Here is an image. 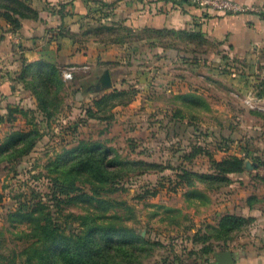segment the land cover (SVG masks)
<instances>
[{
  "label": "rangeland",
  "instance_id": "obj_1",
  "mask_svg": "<svg viewBox=\"0 0 264 264\" xmlns=\"http://www.w3.org/2000/svg\"><path fill=\"white\" fill-rule=\"evenodd\" d=\"M118 82L116 90L123 91L122 95L94 105L91 98L81 104L72 99L71 80L58 86L52 81L47 93L40 94L49 101L46 119L40 112H28L19 122L6 120L8 129L0 131V143L6 141V133L20 129L30 132L20 144L34 137V146L15 161L0 157V264L31 240L24 235L32 224L8 216L18 199L32 205L41 198L51 209H58L60 220L68 221V227L78 222L72 215H87L90 223L126 227L123 238L112 234L108 253L115 254L107 264H205V258L213 259L214 251L239 248L236 245L241 242L254 241L260 247L264 243V102L256 96L259 89L253 86L239 92L231 88L224 100L232 115L221 122L216 119L220 125L216 128H205L185 116L188 109L179 108L174 115L179 124L166 117L160 121L161 110L155 102L145 110L142 100L135 99L140 89L135 81H124L121 86ZM101 95L96 93L94 99ZM251 95L249 106L245 100ZM88 107L92 115L83 111ZM187 107L189 111L198 109ZM79 139L84 141L81 146L71 149ZM94 141L97 145L88 148ZM195 148L200 150L183 159ZM114 153L121 161L117 169L110 170L107 182L98 180L90 166L74 165ZM234 155L243 159L242 170L228 173L226 181L190 176L193 186L185 185L183 169L198 175L216 173L213 161ZM178 179L184 184H177ZM72 182L70 195L74 198L55 206L52 195L65 198L60 186ZM232 205L238 208L236 215L246 219L235 226L230 223L232 228L226 234L221 231L224 245H215L211 238L206 242V236L218 235L217 230L193 235L191 228L215 224L218 217L213 212L220 207L230 213ZM245 205L257 206L260 216L243 214ZM208 218L213 222H207ZM192 236L197 243L190 244ZM207 247L214 251L208 253Z\"/></svg>",
  "mask_w": 264,
  "mask_h": 264
},
{
  "label": "crops",
  "instance_id": "obj_2",
  "mask_svg": "<svg viewBox=\"0 0 264 264\" xmlns=\"http://www.w3.org/2000/svg\"><path fill=\"white\" fill-rule=\"evenodd\" d=\"M23 1L36 11L35 18H21L20 27L13 30L0 16V131L8 129L9 108L36 105L23 81L40 78L48 67L56 68L65 81L60 68L69 64L86 66L73 72L75 102L117 89L116 81L120 86L135 81L140 88L135 99L142 100L145 110L155 102L160 121L166 117L172 124H179L174 115L180 108L188 109L185 116L205 128H216V119L221 122L232 115L224 100L231 88L246 92L255 86L264 102V14L220 13L187 0ZM234 1L264 4V0ZM122 29L128 34L119 32ZM121 35L125 36L116 39ZM105 70L110 86L94 90ZM188 105L198 109L189 111ZM12 115L19 122L22 113ZM231 209L230 213L238 210L235 205ZM217 210L216 218L227 212ZM242 212L260 216L257 206L245 205ZM188 241L193 244L191 238ZM214 244L221 243L214 240ZM236 246L229 248L235 264H264V243Z\"/></svg>",
  "mask_w": 264,
  "mask_h": 264
},
{
  "label": "trees",
  "instance_id": "obj_3",
  "mask_svg": "<svg viewBox=\"0 0 264 264\" xmlns=\"http://www.w3.org/2000/svg\"><path fill=\"white\" fill-rule=\"evenodd\" d=\"M0 16L13 30H16L20 27L21 18H35L37 13L23 0H0ZM125 29L119 30V32L123 31L124 34H126ZM123 36L125 35H121L116 39L122 38ZM52 81H56L57 83L55 84H57V86L61 83L63 84V81L58 74V70L54 67H48L47 72L38 79L34 78L33 81H23L26 86L30 87L32 90L39 107L36 104L34 108L19 109L17 106L9 108L5 120L12 121L15 118L12 115V112L18 110H20L22 115L28 112H33L35 115L37 112H40V116L46 119L47 116H49V113H47L49 101H47L45 97H40V94L43 92L47 93ZM120 91L121 90L113 89L106 93H102L100 98H93L91 104L97 105L99 102L103 101V99L114 96L117 97L120 93L122 95L123 91ZM256 95L261 96V93L257 91ZM183 96H185V94L180 95V97ZM37 109H40V111H37ZM83 111H86L89 115L93 114L90 107L85 110L83 109ZM2 119L3 118L0 116V121ZM28 133L30 132L20 129H14L7 133L6 141L0 143V157H9L8 161H15L19 156L28 154L34 146V137L29 139L26 143L20 144ZM82 142L84 141L79 139L78 145L71 147V149L75 150L80 147L81 145L79 144ZM95 145H97L96 141L91 143L88 148ZM198 150L200 149L195 148L193 152L184 154L183 159H189V157ZM91 154L92 156H95V154ZM106 156L108 157L107 160L105 159ZM98 157L99 158L96 161L91 162L89 160H84V162L80 161L74 165L84 168L87 165L90 166L92 171H94L93 175L98 180L100 179L102 182H107L110 178V170L117 169V165L121 160L118 159L117 153H114L113 155L104 154L103 156ZM242 161V158L235 155L232 157H224L221 160L213 161L216 173H205L203 175H198L193 171L183 169L182 172L187 177L185 185L188 187L193 186V181L190 179V176H200L203 179L226 181V175L228 173L240 172L242 170ZM109 166H114V168L108 169L107 167ZM176 176L181 178L182 175H179L177 172ZM177 184L184 183L178 179ZM72 190L73 182L67 183L64 186L61 185L59 192L64 194L65 198L52 195V198L54 199L53 204L58 206L59 202H66L73 199V196L75 195H70ZM17 201L18 205L8 213V216L18 217L20 221H28L32 224L31 230L25 232L24 235L31 240L27 246L23 247L18 253H13L9 257H6L8 261L5 264H107L108 259H112L109 256H114L115 254L111 251L108 253V249H111V242L113 241L112 234L117 233L119 237L123 238L125 231L127 230L126 227L115 226L113 224L100 225L90 223L89 216L87 215H72L71 217L77 219L78 222L76 225L72 224L68 227V221L60 220L58 209H51V207L46 204V201H43L41 198L34 201L32 205H28L27 201H21L20 199ZM245 219V217L234 213H224L221 217H218L215 224L205 223L202 227L197 229L193 235H195V233L205 234L204 232L217 230L218 235L214 238L210 237V235L206 236V242L211 238L220 241L221 244L215 245L221 247V245L225 244V242H221L220 240L219 234L221 231L226 234L231 230V225L235 226L241 224ZM230 223L231 225H229ZM191 239L193 244L197 243L195 237L192 236ZM206 251L212 253L214 249L207 247ZM125 253L128 252L125 251ZM20 256H23V259H21ZM17 257L19 261L17 260ZM204 262L205 264H209L208 258H205Z\"/></svg>",
  "mask_w": 264,
  "mask_h": 264
},
{
  "label": "built area",
  "instance_id": "obj_4",
  "mask_svg": "<svg viewBox=\"0 0 264 264\" xmlns=\"http://www.w3.org/2000/svg\"><path fill=\"white\" fill-rule=\"evenodd\" d=\"M191 4L202 7H209L220 13H247L257 12L264 14V4L249 5L234 0H187ZM78 68H86V66H78L74 64L64 65L60 68L61 76L64 80H71L73 72ZM245 102L252 106V95Z\"/></svg>",
  "mask_w": 264,
  "mask_h": 264
},
{
  "label": "water",
  "instance_id": "obj_5",
  "mask_svg": "<svg viewBox=\"0 0 264 264\" xmlns=\"http://www.w3.org/2000/svg\"><path fill=\"white\" fill-rule=\"evenodd\" d=\"M109 86H110L109 75H108V71L105 70L101 75L100 80L95 85L94 90H99ZM209 264H235V260L232 252L229 249L218 250L213 252V259L209 262Z\"/></svg>",
  "mask_w": 264,
  "mask_h": 264
}]
</instances>
